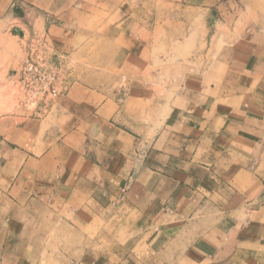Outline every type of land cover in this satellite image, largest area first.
I'll return each instance as SVG.
<instances>
[{"label":"crops","instance_id":"crops-1","mask_svg":"<svg viewBox=\"0 0 264 264\" xmlns=\"http://www.w3.org/2000/svg\"><path fill=\"white\" fill-rule=\"evenodd\" d=\"M92 17L127 86L0 116V264H264V0H0L60 52Z\"/></svg>","mask_w":264,"mask_h":264},{"label":"rangeland","instance_id":"rangeland-1","mask_svg":"<svg viewBox=\"0 0 264 264\" xmlns=\"http://www.w3.org/2000/svg\"><path fill=\"white\" fill-rule=\"evenodd\" d=\"M139 5L137 1L134 6ZM151 6L152 3H146ZM130 10V5H125ZM100 20H97V23ZM93 17L90 18L86 27L85 35H79L75 41L74 48L64 51L68 56V67L73 70L74 81H82V85L91 90L100 88L108 93L111 90L123 89L127 86L124 82L123 73L115 71L108 67V56L115 47H119L120 30L115 33L103 28L104 24L94 26ZM20 28L26 31L28 37L21 38L12 33L13 28ZM29 23L27 20H14L0 18V116L13 115L16 112L11 94L6 84L7 75L22 66L30 54L29 40ZM38 30L39 24L34 26ZM113 40H117L115 43ZM77 48H81L80 56L77 54ZM84 82V83H83ZM72 88V87H71ZM71 90V89H70ZM60 98L57 101L55 109L60 107ZM54 109V110H55ZM79 120L80 116H73ZM89 118V116H85Z\"/></svg>","mask_w":264,"mask_h":264},{"label":"built area","instance_id":"built-area-1","mask_svg":"<svg viewBox=\"0 0 264 264\" xmlns=\"http://www.w3.org/2000/svg\"><path fill=\"white\" fill-rule=\"evenodd\" d=\"M29 42L28 58L7 75L6 84L14 102V115L41 118L53 112L57 101L70 91L74 76L68 56L45 37L34 35Z\"/></svg>","mask_w":264,"mask_h":264},{"label":"water","instance_id":"water-1","mask_svg":"<svg viewBox=\"0 0 264 264\" xmlns=\"http://www.w3.org/2000/svg\"><path fill=\"white\" fill-rule=\"evenodd\" d=\"M12 33L15 34V35L20 36L21 38H24V36H25L24 31L22 29L18 28V27L13 28L12 29Z\"/></svg>","mask_w":264,"mask_h":264}]
</instances>
